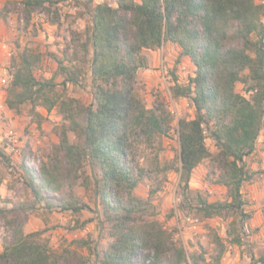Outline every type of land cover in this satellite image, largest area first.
<instances>
[{
	"label": "trees",
	"instance_id": "1",
	"mask_svg": "<svg viewBox=\"0 0 264 264\" xmlns=\"http://www.w3.org/2000/svg\"><path fill=\"white\" fill-rule=\"evenodd\" d=\"M59 1L21 0L25 21L34 12H49ZM262 1L117 0L115 7L95 5L89 33L78 44L90 60L89 105L65 96V85H77L81 71L69 70L59 62L64 79L56 84L33 74L37 57L20 55L7 89V107L15 110L25 103L47 110L56 107L63 123L56 129L59 142L48 161L37 172L23 167L29 192L11 208H0V221L9 230L1 264H90L75 251L53 252L36 242L33 237L41 232H23L28 212L38 205L73 214L89 209L73 193L85 163L99 170L94 192L112 238L95 255L97 264H220L226 246L214 230L211 237L216 251L207 260L203 253L189 256L158 221L137 218L146 202L132 195L142 176L132 154L133 143L167 135L170 118L161 102L146 109L135 95L136 73L145 67L142 50L158 49L165 42L177 45L180 55L189 59L194 76L186 86L175 79L172 87L173 97L189 99L195 111L193 119L177 123L180 181L187 189L192 171L203 160L212 159L219 171L217 183L226 188V199H200L197 212L203 219L236 215L244 222L250 216L243 212L241 187L252 177L244 158L255 150L264 124ZM51 21L58 23L57 13ZM239 82L248 96L236 92ZM57 86H62L59 94ZM206 137L214 141L215 155L207 149ZM229 229L230 243L240 245L233 220ZM251 260L264 264V257Z\"/></svg>",
	"mask_w": 264,
	"mask_h": 264
},
{
	"label": "rangeland",
	"instance_id": "2",
	"mask_svg": "<svg viewBox=\"0 0 264 264\" xmlns=\"http://www.w3.org/2000/svg\"><path fill=\"white\" fill-rule=\"evenodd\" d=\"M21 0H0V208H11L29 192L23 167L38 171L48 161L59 139L57 127L63 123L56 107L47 110L30 103L15 110L6 105V94L14 66L23 53L38 59L33 74L43 80L60 84L64 79L59 62L69 70L81 71L77 85L66 84L65 96L81 104L92 102L89 55L78 44L85 41L90 28L93 0H60L49 12H34L26 22ZM117 0H103L110 3ZM264 1V0H263ZM262 1V2H263ZM58 14V23L51 19ZM145 67L136 73L135 95L146 109L162 103L170 118L167 135H155L151 140L139 139L133 143L132 154L142 176L132 195L146 202L139 220H156L172 232L173 240L186 253H203L207 260L215 255L211 229L226 246L220 264H252L251 258L264 257V124L256 141L255 150L244 158L247 171L252 174L241 187L245 202L240 216L203 219L196 210L200 199L220 202L226 199V188L217 183L219 171L212 159L203 160L193 171L187 189H184L177 171L179 164L178 120H191L194 108L187 98L172 95L174 81L182 86L193 77L194 67L189 59L180 55L177 45L163 44L155 50H142ZM62 86L56 87L60 93ZM236 92L248 96L242 83ZM54 98V93H49ZM208 132L206 131V135ZM73 141L72 133L68 134ZM205 145L212 155L217 147L209 137ZM99 170L87 163L80 170V178L73 193L89 206L80 213L48 211L38 205L27 214L24 234L41 232L33 237L53 252L70 249L96 263L100 254L112 241L110 224L105 222L102 208L94 192ZM60 198V197H58ZM236 224L241 244L230 243L229 224ZM9 237V230L0 221V253ZM83 241L88 245L75 243ZM1 264V262H0ZM188 264H192L191 261Z\"/></svg>",
	"mask_w": 264,
	"mask_h": 264
},
{
	"label": "crops",
	"instance_id": "3",
	"mask_svg": "<svg viewBox=\"0 0 264 264\" xmlns=\"http://www.w3.org/2000/svg\"><path fill=\"white\" fill-rule=\"evenodd\" d=\"M93 3H94V6L99 4V3H107V2H103V0H93ZM110 4V3H108ZM117 5L116 1L113 2V6L115 7ZM163 44H172L170 42H165ZM172 45H175V44H172Z\"/></svg>",
	"mask_w": 264,
	"mask_h": 264
},
{
	"label": "built area",
	"instance_id": "4",
	"mask_svg": "<svg viewBox=\"0 0 264 264\" xmlns=\"http://www.w3.org/2000/svg\"><path fill=\"white\" fill-rule=\"evenodd\" d=\"M136 3H140L142 0H133Z\"/></svg>",
	"mask_w": 264,
	"mask_h": 264
}]
</instances>
